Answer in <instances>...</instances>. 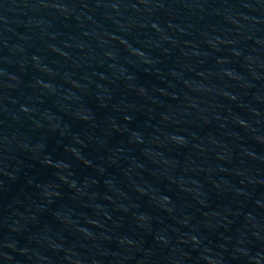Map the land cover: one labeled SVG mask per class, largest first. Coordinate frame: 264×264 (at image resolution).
<instances>
[{"label":"water","instance_id":"water-1","mask_svg":"<svg viewBox=\"0 0 264 264\" xmlns=\"http://www.w3.org/2000/svg\"><path fill=\"white\" fill-rule=\"evenodd\" d=\"M0 264H264V0H0Z\"/></svg>","mask_w":264,"mask_h":264}]
</instances>
